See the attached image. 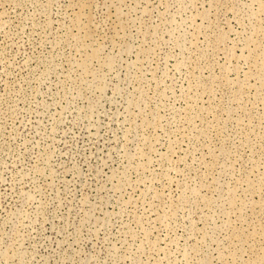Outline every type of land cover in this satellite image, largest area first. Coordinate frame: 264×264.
Segmentation results:
<instances>
[{"label": "rangeland", "instance_id": "rangeland-1", "mask_svg": "<svg viewBox=\"0 0 264 264\" xmlns=\"http://www.w3.org/2000/svg\"><path fill=\"white\" fill-rule=\"evenodd\" d=\"M0 264H264V0H0Z\"/></svg>", "mask_w": 264, "mask_h": 264}]
</instances>
